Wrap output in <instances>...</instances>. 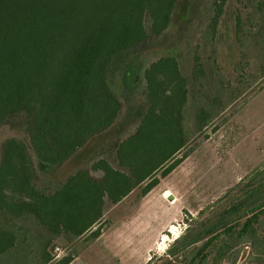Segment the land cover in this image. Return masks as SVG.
<instances>
[{
    "label": "trees",
    "instance_id": "1",
    "mask_svg": "<svg viewBox=\"0 0 264 264\" xmlns=\"http://www.w3.org/2000/svg\"><path fill=\"white\" fill-rule=\"evenodd\" d=\"M178 3L0 0V129L24 117L28 137V143L9 138L2 144L0 264H71L72 256L54 263L49 248L55 240L99 238L106 206L137 188L142 197L149 194L158 173L167 177L188 157L178 155L192 135L204 134L235 102L234 91L215 86L198 54L192 77L203 79L199 86L208 99L191 95L176 55L151 63L143 57L151 39L174 25ZM258 12L264 14V2ZM222 13L217 3L208 22L212 38ZM138 96L140 123L112 148L116 165L100 159L91 170L98 177L79 170L52 192L39 188L38 172H58L117 122L123 99ZM244 182L236 187L241 195L215 219H188L163 257L146 264H174V257L185 264H221L247 244L253 255L264 256V186L242 191Z\"/></svg>",
    "mask_w": 264,
    "mask_h": 264
},
{
    "label": "rangeland",
    "instance_id": "2",
    "mask_svg": "<svg viewBox=\"0 0 264 264\" xmlns=\"http://www.w3.org/2000/svg\"><path fill=\"white\" fill-rule=\"evenodd\" d=\"M262 2L179 0L174 25L151 39L143 48V57L151 63L176 55L191 95L208 99L199 86L203 79L196 81L192 77L198 54L207 74L212 73L215 86L224 83L228 91H234L235 102L218 115L204 134L192 135L189 145L178 155L182 158L188 153V157L167 177L158 173L159 184L149 194L142 197V187L137 188L117 205H107L99 238L86 234L77 240L66 236L55 240L49 248L54 263L67 256L74 258L71 264H146L152 257L161 259L184 232L188 219L198 223L215 219L217 215L212 216L216 212L241 195L236 189L241 181H245L242 191L246 185L250 189L263 188L264 14L258 12ZM217 3L222 4L223 13L212 38L208 22L214 17ZM207 88L214 91L213 84ZM140 108L139 96L123 99L119 118L110 129L93 137L58 172H38L39 188L52 192L77 171L91 172L94 162L100 159L116 165L112 148L137 130ZM9 138L28 143L24 117L0 129V158L2 144ZM30 153L36 163L32 149ZM201 211H205L202 216ZM172 261L185 264L175 257ZM221 264H264V256L253 255L247 244L235 248L234 254Z\"/></svg>",
    "mask_w": 264,
    "mask_h": 264
},
{
    "label": "bare ground",
    "instance_id": "3",
    "mask_svg": "<svg viewBox=\"0 0 264 264\" xmlns=\"http://www.w3.org/2000/svg\"><path fill=\"white\" fill-rule=\"evenodd\" d=\"M165 240V239H164Z\"/></svg>",
    "mask_w": 264,
    "mask_h": 264
}]
</instances>
